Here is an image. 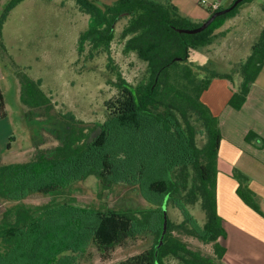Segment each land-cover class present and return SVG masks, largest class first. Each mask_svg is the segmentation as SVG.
Listing matches in <instances>:
<instances>
[{
	"label": "trees",
	"instance_id": "trees-1",
	"mask_svg": "<svg viewBox=\"0 0 264 264\" xmlns=\"http://www.w3.org/2000/svg\"><path fill=\"white\" fill-rule=\"evenodd\" d=\"M22 1L10 0L3 8L0 45L4 24ZM74 1L90 16V25L79 39L80 57L87 45L90 57L108 52L118 23L128 19L122 32L124 51L135 54L146 68L137 85L122 78L116 82L119 92L108 105L109 115L103 123L89 128L71 113L63 115L67 130L55 131L59 141L55 148H38L27 162L0 165V201L14 203L0 221V264H79L80 256L92 244L108 260L117 247L141 236L153 237L151 247L120 264H168V257L180 264H221L226 248L219 242L225 234L216 190L222 136L219 119L203 103L202 95L215 77L240 78L229 105L242 109L264 66V30L251 55L230 74L220 76L206 65H195L190 58L193 50L210 47L221 23L254 0H244L195 35L181 34L176 28H196L202 23L181 16L170 4L116 0L101 6L96 0ZM225 8L211 11L210 16ZM20 77L24 104L30 109L52 108L51 99L36 81L23 73ZM5 115L0 93V116ZM246 140H258L264 148V139L255 133H249ZM90 176L98 179L99 197L117 186H127L136 189L149 208L102 211L79 205L73 196L75 186ZM235 177L241 184L239 197L256 208L252 192L243 184L248 178L238 172ZM33 194L48 196L50 201L25 204L23 201ZM198 201L207 214L203 226L189 210ZM164 206L182 213L184 221L177 228L180 233L212 244L214 255L189 250L172 229H167L161 242ZM115 217L127 223L109 244L99 242L106 222Z\"/></svg>",
	"mask_w": 264,
	"mask_h": 264
},
{
	"label": "rangeland",
	"instance_id": "rangeland-1",
	"mask_svg": "<svg viewBox=\"0 0 264 264\" xmlns=\"http://www.w3.org/2000/svg\"><path fill=\"white\" fill-rule=\"evenodd\" d=\"M7 1L0 0V7L4 8ZM227 5L228 2L224 4V6ZM247 6L251 7L250 10L259 11L264 6V0H254L243 4L239 10ZM62 11L66 14L51 16L52 24L44 29L43 38H38V34L26 28L22 32H13L12 36L7 37L6 43H3V37L1 39L0 56L2 61L4 63L11 62L19 76L23 73L36 81L43 93L51 99L53 106L50 109L44 107L30 109L26 104L22 107L19 99L16 100V96L14 100L9 99V110L3 117V124L0 128L2 135L0 138V142H2V144L0 143V165L27 162L34 157L38 148L42 150L55 148L59 144L55 131L60 129L65 132L67 130L63 115L71 113L78 120L89 124V128L94 124L103 123L109 115L108 105L111 106L118 95L119 91L116 86L120 79L137 85L143 77L145 63L140 61L135 54H127L124 51L125 40L122 32L128 19H123L118 23L115 38L108 52H101L90 57L88 55L90 46L87 45L85 54L80 57L78 47L81 30L88 29L90 16L85 12H82V15L76 14L69 8ZM255 14L258 13L255 12ZM256 18V15H253L252 21L259 23V19L256 20ZM216 26H219V23ZM228 47L229 45H226V48ZM210 48L212 47L193 50L190 62L198 66L206 65L215 73H223L225 70H222L221 64L217 62H213V65L210 61L204 63V58L202 64L199 62L200 57L205 56V51L212 50ZM98 133L99 131L95 132L92 138ZM11 137H15L16 140L10 141ZM8 144H12L11 150L7 148ZM98 193V179L95 176H90L84 183L75 186L73 196L79 205L102 211L105 208L123 210L149 208L150 206L137 190L131 187L120 185L101 197ZM49 201L50 197L48 196L33 194L23 202L30 206H36ZM13 204L0 201V221L3 212ZM189 210L199 225L203 226L207 221V214L201 201L189 207ZM168 212L170 221L167 229L174 230L175 237L180 238L191 251L200 252L204 256L214 255L212 244H205L198 238L185 235L177 230L184 221L182 213L177 208L170 206ZM126 223V220L118 217L107 221L99 242L109 244L116 232ZM153 242L152 236L128 239L122 246L115 249L112 257L108 260H104L96 246L92 244L80 256L79 264H120L149 249ZM166 261L168 264H180V261L174 257H168Z\"/></svg>",
	"mask_w": 264,
	"mask_h": 264
},
{
	"label": "crops",
	"instance_id": "crops-1",
	"mask_svg": "<svg viewBox=\"0 0 264 264\" xmlns=\"http://www.w3.org/2000/svg\"><path fill=\"white\" fill-rule=\"evenodd\" d=\"M115 1L96 0L100 5L112 4ZM154 1L174 6L181 16L196 24L203 23L210 17V8L202 5L201 0ZM206 1L218 3L219 7H227L232 0ZM226 2L228 5L224 6ZM263 7L255 11L247 6L239 10L235 16L223 21L214 32L216 39L210 46L212 50L205 51V56H201L199 62L202 64L203 58L204 63L210 61L213 65V62H217L225 71L216 74L220 76L230 74L236 64L245 61L251 55L254 44L264 30ZM65 8L76 14L82 15L83 12L76 1H22L12 9L4 24L3 43H6L7 37L12 36L13 32H22L26 28L38 34V38H43L44 29L52 24L51 16L66 14L62 11ZM2 10L3 7H0V12ZM253 15H256V20L259 19V23L252 21ZM88 23L89 26L90 18ZM83 32L81 30V33ZM226 45L229 47L226 48ZM0 50L2 51L1 48ZM3 54L5 55L4 52ZM14 68L11 62L4 63L0 56V93L4 100L6 115L10 98L14 100L16 96V100L19 99L21 106L24 107L21 99V77ZM240 81V78L231 81L223 77H215L202 95L203 103L219 119L222 136L218 154L216 190L217 211L222 218L225 234L219 242L226 248L221 264H264V148L258 140L252 142L246 140L249 133H255L264 139V66L251 87L246 103L242 109L235 110L230 107L229 100ZM3 120L4 118L0 116V128ZM4 135L6 136L5 133ZM0 138H2L1 133ZM13 140L15 141L16 138L11 137L10 141ZM8 146L11 150L12 144H8L7 148ZM236 172L248 178L243 184L252 192L256 208L249 206L239 197L237 192L241 184L235 177Z\"/></svg>",
	"mask_w": 264,
	"mask_h": 264
},
{
	"label": "water",
	"instance_id": "water-1",
	"mask_svg": "<svg viewBox=\"0 0 264 264\" xmlns=\"http://www.w3.org/2000/svg\"><path fill=\"white\" fill-rule=\"evenodd\" d=\"M244 0H235V2L232 5L227 6L225 9L220 10L218 12H215L213 15H211L207 20H205L200 26L196 27V28H190V29H179L176 28V30L181 33V34H189V35H195V34H199L204 32L205 30H207L214 22L215 20L220 17L223 16L229 12H231L232 10H234L239 4H241ZM163 214H164V224H163V233H162V238H161V242L163 241L164 235L167 232V228H168V210L167 207L164 206L163 207Z\"/></svg>",
	"mask_w": 264,
	"mask_h": 264
},
{
	"label": "built area",
	"instance_id": "built-area-1",
	"mask_svg": "<svg viewBox=\"0 0 264 264\" xmlns=\"http://www.w3.org/2000/svg\"><path fill=\"white\" fill-rule=\"evenodd\" d=\"M201 3L202 5L208 6V8H210L211 11H215L219 8L218 3H208L206 0H201Z\"/></svg>",
	"mask_w": 264,
	"mask_h": 264
}]
</instances>
